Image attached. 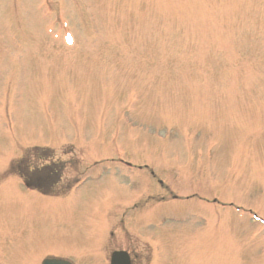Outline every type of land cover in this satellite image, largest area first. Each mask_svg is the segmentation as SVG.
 <instances>
[{
    "label": "rangeland",
    "instance_id": "rangeland-1",
    "mask_svg": "<svg viewBox=\"0 0 264 264\" xmlns=\"http://www.w3.org/2000/svg\"><path fill=\"white\" fill-rule=\"evenodd\" d=\"M120 250L264 264V0H0V264Z\"/></svg>",
    "mask_w": 264,
    "mask_h": 264
},
{
    "label": "flooded vegetation",
    "instance_id": "flooded-vegetation-1",
    "mask_svg": "<svg viewBox=\"0 0 264 264\" xmlns=\"http://www.w3.org/2000/svg\"><path fill=\"white\" fill-rule=\"evenodd\" d=\"M52 155V154H51ZM70 158L67 161H61L53 156L47 157L43 162L44 165L40 166L41 159H37V163H31V165H25L20 175V179L23 181V190L32 191L37 195L49 196L52 195V190L68 189L67 192L72 191V184L64 182L63 173L65 168L70 163Z\"/></svg>",
    "mask_w": 264,
    "mask_h": 264
},
{
    "label": "water",
    "instance_id": "water-1",
    "mask_svg": "<svg viewBox=\"0 0 264 264\" xmlns=\"http://www.w3.org/2000/svg\"><path fill=\"white\" fill-rule=\"evenodd\" d=\"M43 264H69L64 261L47 260ZM111 264H130L129 258L125 253H115L112 256Z\"/></svg>",
    "mask_w": 264,
    "mask_h": 264
}]
</instances>
